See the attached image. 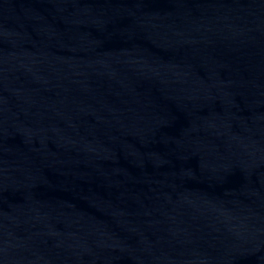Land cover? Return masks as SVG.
Listing matches in <instances>:
<instances>
[{"label": "water", "instance_id": "1", "mask_svg": "<svg viewBox=\"0 0 264 264\" xmlns=\"http://www.w3.org/2000/svg\"><path fill=\"white\" fill-rule=\"evenodd\" d=\"M0 264H264V0H0Z\"/></svg>", "mask_w": 264, "mask_h": 264}]
</instances>
